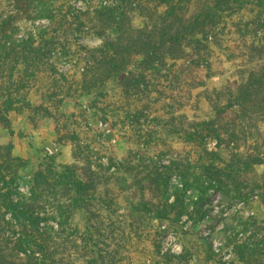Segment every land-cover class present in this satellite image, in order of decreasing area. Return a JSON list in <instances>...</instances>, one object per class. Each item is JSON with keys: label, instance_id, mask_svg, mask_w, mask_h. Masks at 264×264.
Listing matches in <instances>:
<instances>
[{"label": "trees", "instance_id": "16d2710c", "mask_svg": "<svg viewBox=\"0 0 264 264\" xmlns=\"http://www.w3.org/2000/svg\"><path fill=\"white\" fill-rule=\"evenodd\" d=\"M197 1L198 11L188 17L189 8ZM145 10L158 15L159 22L137 28L130 25L129 14ZM244 11L255 13L264 40V0H116L112 7L101 6L80 15L72 14L62 0H6L0 3V128L11 132L10 115H21L26 110L42 111L53 120L49 109L34 107L30 101L31 90L38 88L39 80L46 76L54 84L48 98L59 107L64 98L92 97L90 107L102 105V116L107 121L108 110L132 107V120L148 121L165 132L164 137L145 138L142 142L167 146L168 140H173L195 149L196 158L187 153L166 169L178 173L184 186L202 198L215 184L227 199L264 207V174L251 182L244 179L257 165L264 164V157L239 152V125L251 115L264 123V64L242 81L220 87L210 85L216 72L209 36ZM22 18H47L50 26L18 40L14 38V23ZM91 35L101 44L88 47L81 43ZM56 48H61L60 53L52 54ZM61 52L70 62L86 61L84 67H79L83 69L80 83L57 69ZM116 89L122 93L121 103L111 98L110 93ZM82 113L88 118L85 110ZM210 142L233 149L230 159L224 160L217 150L208 151ZM76 147L81 149L80 142L76 141ZM10 149V145L0 146V211L4 206L15 221L2 218L0 264H53L56 249L52 251L51 247L56 245L57 232L50 223L67 230L78 211L93 208L102 200L111 203L109 189H99L102 178L91 171L92 155H88L86 165L91 176H85L78 166L59 170L50 158L42 163L46 169L34 173V197L15 203L10 188L25 161L13 157ZM136 180L140 204L161 223L177 226L188 212L185 192L176 189V199L169 203L167 179L158 169ZM152 187L157 195L148 200L144 189ZM107 206L111 208V204ZM43 221L48 224L45 231L39 228ZM257 224L253 222L251 231V223L242 221L240 231H232L229 244L234 246L236 258L229 264H264V237L258 236L262 228ZM248 230L252 236L243 242L239 232ZM7 231L13 236L5 235ZM209 250V257H215ZM164 260L169 264L188 263L183 255H167Z\"/></svg>", "mask_w": 264, "mask_h": 264}, {"label": "rangeland", "instance_id": "374dc122", "mask_svg": "<svg viewBox=\"0 0 264 264\" xmlns=\"http://www.w3.org/2000/svg\"><path fill=\"white\" fill-rule=\"evenodd\" d=\"M72 14L94 11L99 7H112L116 0H62ZM6 0H0V3ZM192 5V4H191ZM190 5V6H191ZM200 2L194 3L187 16L195 14ZM186 16V17H187ZM156 14L145 12L130 13L127 20L133 27L145 23L159 22ZM17 31L14 38L27 39L30 33L50 26L47 18L28 20L22 18L14 23ZM88 47H96L101 40L88 36L81 40ZM209 52L216 75L210 81L212 86H223L229 82L242 81L252 70H258L264 64V40L259 31V19L254 12L244 11L222 23L209 36ZM56 48L52 54L60 53ZM61 62L57 69L80 83L86 61L70 62L61 52ZM80 57L83 55L79 54ZM53 82L46 76L39 80L38 88L30 93L32 106H42L54 115L53 120L42 111L26 110L21 115L11 114L12 131L0 128V146H11V155L22 158L25 165L19 171L11 186V199L15 202L27 201L34 196V173L46 169L44 159L54 158L57 168L78 166L85 176L95 172L102 180L99 189H109L111 203L96 204L95 207L78 211L72 225L66 230L55 222L50 226L57 232L53 264H169L164 258L184 256L187 264H229L236 258L230 237L240 231L242 221L261 224L259 237H264V207L227 199L214 186H209L202 198L200 193L186 188L182 177L166 169L181 156L197 157V151L187 145L168 140L162 143L142 142L143 139L157 136L164 137L165 132L158 130L156 124L144 120H132L133 108L122 106L116 111L108 110L109 121L103 119L101 106L92 109L88 101L92 99L64 98L62 106L49 99ZM121 103L120 90H113L110 95ZM116 94V95H114ZM61 99V97H60ZM87 112L88 118L82 115ZM114 123V126L110 124ZM157 127V128H156ZM240 148L243 155L258 154L264 157V123L257 115L239 125ZM76 141L81 149H77ZM141 141V142H140ZM57 145V152L50 154L47 150ZM5 150V149H4ZM217 150L224 160L230 159L233 149L216 147L215 142L208 144V151ZM92 155L91 171H87V157ZM50 161V160H49ZM117 162V164L115 163ZM42 165V166H40ZM158 169L167 179V196L169 203L176 199V189L186 195L188 212L181 216L177 226L161 223L153 214L142 206L138 188L134 185L136 177L140 179ZM58 170V171H59ZM264 174V164L257 165L253 172L244 176L247 181L255 180ZM2 185V184H1ZM6 189V188H5ZM102 191V190H101ZM145 198L155 199L154 187L144 189ZM166 196V197H167ZM111 204V208L107 205ZM12 213L2 206L0 211V233L5 221H15ZM15 223V222H14ZM257 224V225H258ZM47 221L39 223L40 230L48 229ZM239 232L238 238L248 242L249 232ZM234 234H232L233 232ZM5 235L13 236L11 231ZM243 233V234H241ZM19 236V234H16ZM54 245V244H53ZM211 249L215 257L210 258ZM41 258V254H37Z\"/></svg>", "mask_w": 264, "mask_h": 264}, {"label": "built area", "instance_id": "2783aa9c", "mask_svg": "<svg viewBox=\"0 0 264 264\" xmlns=\"http://www.w3.org/2000/svg\"><path fill=\"white\" fill-rule=\"evenodd\" d=\"M57 145L56 144H54V145H52L51 147H48L47 148V150H48V152L50 153V154H53V153H56L57 152Z\"/></svg>", "mask_w": 264, "mask_h": 264}]
</instances>
